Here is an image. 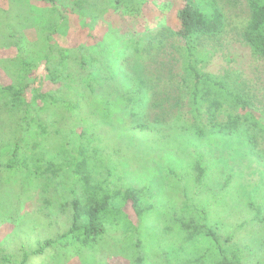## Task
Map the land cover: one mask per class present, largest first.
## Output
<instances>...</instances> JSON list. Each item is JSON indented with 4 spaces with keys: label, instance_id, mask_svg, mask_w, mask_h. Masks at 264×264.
I'll list each match as a JSON object with an SVG mask.
<instances>
[{
    "label": "trees",
    "instance_id": "16d2710c",
    "mask_svg": "<svg viewBox=\"0 0 264 264\" xmlns=\"http://www.w3.org/2000/svg\"><path fill=\"white\" fill-rule=\"evenodd\" d=\"M38 1L51 5L47 9L51 16L44 18L47 24L36 25L33 41L17 35L12 23L0 22V48L12 51L7 58H0V71L9 79L8 84L0 83V184L21 183V189L27 190L21 199L30 200L32 192L37 193L33 199L39 205L37 212L28 216L30 227L42 226L47 218L56 232L61 227L65 231L55 239L37 242L38 248L32 251L21 248L19 255H4L6 249L0 248V264H30L33 255L42 256L45 249L60 243L69 246L71 254L58 252L46 264H62L61 260L72 256L86 264L90 252L103 248L114 232L119 246L113 248H118L129 264H243L236 233L221 232L210 217L212 205L192 194L194 186L189 180L182 182L170 172L172 180L176 178L178 185L191 191L189 196L182 193L176 207L168 202L170 208H162L161 228L153 230L144 226L147 218L157 214L155 206L146 204L145 188L116 187L110 178L99 120L102 125L110 120L112 104L117 110L120 104L133 110L142 107L148 81L136 60L127 67L121 65L122 53L111 45L112 40L117 36L138 56L139 38L151 31L152 23L145 22L143 30L125 36L112 30L90 45L60 46L53 40L55 34H66V24L74 16L93 21L114 13L121 19H136L154 0ZM215 1L181 0L175 11L176 30L161 35H175L182 42L177 52L180 50L193 122L178 133L175 128L173 131L196 141L238 136L251 144L255 135L245 138L242 128L264 132V113L255 108L253 97L230 73L217 76L202 70L206 61V54L200 51L202 42L215 40L224 30V15ZM246 2L249 16L242 40L253 57L264 59V0ZM168 6L162 2L158 7L164 11ZM162 42L158 40L156 47ZM132 128L144 134L154 132L166 140L164 131L150 125ZM201 162L198 156L192 167L197 172V186L204 175ZM170 194L163 189L165 201ZM249 207L259 220V206ZM12 211L16 216V208Z\"/></svg>",
    "mask_w": 264,
    "mask_h": 264
},
{
    "label": "rangeland",
    "instance_id": "374dc122",
    "mask_svg": "<svg viewBox=\"0 0 264 264\" xmlns=\"http://www.w3.org/2000/svg\"><path fill=\"white\" fill-rule=\"evenodd\" d=\"M162 2L169 4L164 11H160L158 7ZM215 3L224 15V30L215 40L202 42L200 51L206 54L202 70L217 76L230 73L253 97L255 108L264 113V59L253 57L242 40L249 16L247 2L216 0ZM180 6L181 0H154L145 6L147 8L143 9L141 17L136 19H121L114 13L93 21L86 16H74L66 24V34H55L53 40L60 46L90 45L101 41L112 30L117 35L125 36L129 32L143 30L145 22L152 23L151 31L142 36L138 34L141 43V53L138 56L134 55L128 43L117 36L112 40L114 42L111 45L122 53L121 65L127 67L128 62L136 60L148 81L144 88L146 100L142 107L133 110L132 106L120 104L117 110L112 104L110 120L105 125L99 120L102 130L98 132L105 149L104 158L109 161L110 178L116 187L129 185L145 188L146 204L155 206L154 212L157 214L147 218L144 226L153 230L161 228L162 208L169 209L168 202L176 207L183 198L182 193H188L189 196L191 191H185L178 185L176 178L172 180L170 172L177 174L182 182L189 180L194 186L192 194L208 206L212 205L213 213L210 212V217L221 227V232L236 233L235 239L243 256V264H261L264 262V132L253 127L245 132L244 126L242 131L245 138L255 135V141L251 144H245L238 136L225 141L213 137L196 141L183 133L177 136L181 128L193 123L179 60L180 50L177 52L182 42L175 35L168 38L161 35L176 30L175 11ZM49 8V3L38 0H0V22L12 23L18 31L17 35L20 33L27 40L33 41L36 38V25H45V19L48 15L51 16L47 12ZM158 40L163 41L159 48L156 47ZM150 43L156 48H151ZM11 52L0 48V58H7ZM0 83H9V79L1 71ZM202 122L205 124V119L202 118ZM134 123L164 131L166 140H160L154 132L144 134L134 130ZM198 156H201L204 175L197 186L194 182L197 172L192 167ZM21 187V183L0 184V248L6 249L4 255H19L21 248L32 251L45 239H55L65 231L61 227V231L56 232L57 228L51 227L47 218L42 220V226L36 224L34 229L30 227L28 216L37 212L39 205L33 199L37 193L32 192L30 200L21 199V195L27 191ZM164 188L166 193H171L167 201V196L162 197ZM249 204L259 206V220L255 218ZM13 208L17 210L16 216H13ZM212 224L215 226L213 222ZM116 235L117 232L110 233L103 248L90 252L91 258L86 264H129L119 253V249L113 248L116 245ZM150 249L148 247L149 251ZM69 251V246L60 243L45 249L42 256L33 255L30 264H46L54 254ZM69 260L61 261L62 264H82L76 256Z\"/></svg>",
    "mask_w": 264,
    "mask_h": 264
}]
</instances>
